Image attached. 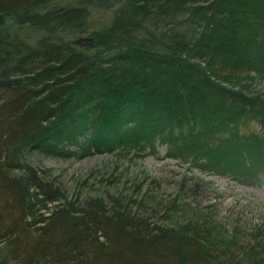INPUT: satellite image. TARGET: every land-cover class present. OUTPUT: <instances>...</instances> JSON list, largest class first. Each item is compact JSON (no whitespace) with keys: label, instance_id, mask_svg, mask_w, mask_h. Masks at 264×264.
<instances>
[{"label":"trees","instance_id":"trees-1","mask_svg":"<svg viewBox=\"0 0 264 264\" xmlns=\"http://www.w3.org/2000/svg\"><path fill=\"white\" fill-rule=\"evenodd\" d=\"M263 82L264 0H0V243L11 261L215 264L214 226L65 198L24 154L143 156L160 141L168 156L253 181L264 177ZM250 122L262 133L240 131Z\"/></svg>","mask_w":264,"mask_h":264},{"label":"rangeland","instance_id":"rangeland-1","mask_svg":"<svg viewBox=\"0 0 264 264\" xmlns=\"http://www.w3.org/2000/svg\"><path fill=\"white\" fill-rule=\"evenodd\" d=\"M258 89L264 93V82ZM240 127L244 133H262L256 122ZM157 143L143 156L115 150L69 158L28 151L23 159L43 169L65 198L78 197L80 202L102 198L110 206L119 199L138 205L139 214L153 224L170 215L179 223L214 226L211 251L215 264L264 260V177L243 181L202 170L168 156L166 144ZM54 204L40 206V212L50 213ZM8 243H0V264H16L8 256Z\"/></svg>","mask_w":264,"mask_h":264}]
</instances>
